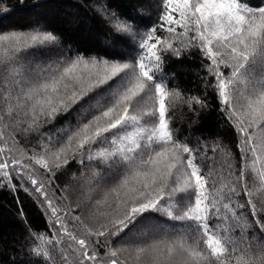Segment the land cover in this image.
I'll list each match as a JSON object with an SVG mask.
<instances>
[{"label": "snow or ice", "instance_id": "1", "mask_svg": "<svg viewBox=\"0 0 264 264\" xmlns=\"http://www.w3.org/2000/svg\"><path fill=\"white\" fill-rule=\"evenodd\" d=\"M162 2L160 27L169 34L164 39L156 27L140 32L128 18L109 13L106 4L96 6L107 14L114 39L135 51L130 61L80 55L29 59L27 49L18 47V33L0 34V44L6 45L0 54V185L15 190L13 180L27 182L43 196L55 229L51 239L29 231L32 240L47 245L30 249L35 264H126L121 256L133 252L140 264H264V191L254 199L244 167L234 169L230 159L204 164L209 158L203 141L190 147L179 139L176 109L208 105L169 89L162 67L165 54L179 58L191 50L210 62L203 65L208 76L201 79L205 89L218 94L222 112L238 129L246 163L249 153L264 152V6L254 8L244 0ZM34 31L33 46L59 45L52 32L40 26ZM74 106L83 110L82 116L58 132L63 140L41 131ZM253 126L261 129L258 144L252 143ZM130 127L134 130L127 135L119 134ZM107 133H112L110 140ZM31 135L39 151H22L21 141L27 144ZM105 141L111 148L101 151ZM218 147L219 142L210 150ZM85 159L103 164L87 178V191L77 205L89 210L87 222L64 203L66 197L56 195L55 183L70 161L83 165ZM255 159L264 167V156ZM259 175L264 184V171ZM129 176L139 186L121 195L131 183ZM99 192L105 198L94 199L91 193ZM178 192L182 198L169 203ZM241 193L249 197L244 203L237 201ZM107 196L113 202L105 207ZM248 208L255 218L251 231ZM148 212L181 222L185 231L169 240L129 237Z\"/></svg>", "mask_w": 264, "mask_h": 264}, {"label": "trees", "instance_id": "2", "mask_svg": "<svg viewBox=\"0 0 264 264\" xmlns=\"http://www.w3.org/2000/svg\"><path fill=\"white\" fill-rule=\"evenodd\" d=\"M244 2L254 8L264 6V0H244ZM101 3L107 5L109 13L115 12L121 18H128L140 32L156 27L157 35L161 39L169 35L160 27L162 23L160 17L163 14L162 0H155L154 5H150L147 0H4V5H0V34L18 33L20 40L18 47L22 52L27 49L29 57L36 56L37 59L53 60L61 57L67 59L80 55L113 60H132L136 55L135 51L114 39L107 14H102L97 10L96 6ZM36 26L56 35L59 38V45L41 48L33 46L30 36L36 34L34 31ZM177 31L180 29L178 28ZM5 47L6 45L0 44V54H3ZM208 63L210 62L201 55L199 50L184 52L179 58L171 54L164 55L162 67L164 74L169 78L168 88L179 89L185 97H199L206 100L208 105L201 109L200 106L193 104L191 111L187 105L176 109L177 119L174 127L179 130V139L187 141L190 147L195 146L198 139L203 141L200 146L202 148L207 146L209 158L203 162L204 164L230 159L234 169L244 167L247 178H249L248 186L255 193L254 199H260L264 184L261 183L259 173L264 171V167L261 161L255 159V156H264V152L249 153L246 163L241 160L242 144L238 129L234 122L228 120L222 112L218 94L212 88L205 89L201 79V77L208 76L207 70L203 67ZM208 79L214 83V78L208 77ZM145 107L150 110V104ZM81 116L78 106H74L69 113L57 115L52 123L45 124L41 131L48 136L63 140L64 137L58 135V132H61L65 125H67L66 128L75 126ZM261 127L264 128V125ZM133 130L134 127L126 128L120 130L119 134L127 135ZM117 131L113 130V132ZM249 131L253 134L252 143L258 144L261 129L253 126ZM105 136L110 140L112 133H107ZM217 142H219L217 151H211L210 149L216 147ZM37 143L35 135H31L28 137L27 144L21 141V150L27 148L29 152L33 149L39 151L35 148ZM103 147L111 148V145L105 141L101 146V151ZM96 152L97 148L93 145L92 153L95 155ZM197 159L199 161L200 158ZM216 166L218 167L219 164L217 163ZM102 168L103 164L95 159L91 161L85 159L83 165L78 160H73L62 169L61 173H58V179L55 181L58 185L56 195L66 197L64 203L71 204L75 210L74 214L81 215L86 222L89 210L83 207L78 208L77 205L84 199L83 194L87 191V178ZM207 170V167L202 168L204 172ZM177 175L181 176L182 184V172ZM128 179L131 183L127 188L122 189L121 195L130 188L139 186L136 178L129 176ZM139 179L142 181L143 178ZM232 179L235 180V176ZM12 183L15 185V190L0 185V264H35L29 255L30 249L36 243H40L41 248L47 245L42 241L32 240L29 231L31 230L33 234H43L51 239L55 229L45 211L46 202L43 196L34 193L27 182L22 185L18 180H13ZM25 188L28 190L26 191ZM91 195L94 199L105 198L103 192L91 193ZM182 196L183 193L178 192L169 203H176ZM248 198L241 193L237 201L244 203ZM112 202L113 197L107 196L105 207ZM237 211L241 210L237 209ZM244 211L248 212L246 219L251 231L254 228L252 221L255 218L251 216L250 208ZM143 222L159 225L160 230L140 240L173 239L186 228V225L179 221H172L161 214L148 212L143 218H138V222L132 229ZM256 235L259 236L258 230H256ZM101 240L103 241V238ZM121 259L126 260V264H140L135 260L134 252L131 256L128 253L123 254Z\"/></svg>", "mask_w": 264, "mask_h": 264}, {"label": "rangeland", "instance_id": "3", "mask_svg": "<svg viewBox=\"0 0 264 264\" xmlns=\"http://www.w3.org/2000/svg\"><path fill=\"white\" fill-rule=\"evenodd\" d=\"M147 1L150 5H154L155 0H147ZM31 58L32 57H29V59ZM82 111H83L82 109H79V115H82ZM66 126L67 125H65L64 128H66ZM159 230H160L159 225L143 222V223H139L135 229H132V231L129 233V237H134L140 240L141 238H146L148 236L157 233Z\"/></svg>", "mask_w": 264, "mask_h": 264}]
</instances>
